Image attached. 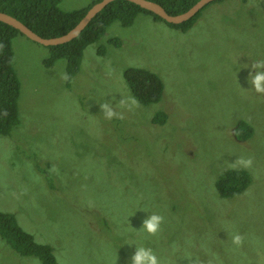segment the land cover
I'll list each match as a JSON object with an SVG mask.
<instances>
[{"label": "rangeland", "instance_id": "obj_1", "mask_svg": "<svg viewBox=\"0 0 264 264\" xmlns=\"http://www.w3.org/2000/svg\"><path fill=\"white\" fill-rule=\"evenodd\" d=\"M182 28L144 12L127 26L112 21L71 76L64 57L46 64L48 46L11 38L18 123L0 134V211L58 264H130L134 247L161 264H264V94L243 68L264 60V0H212ZM127 67L160 78L157 102L133 97ZM231 168L250 182L221 197L215 182ZM146 214L163 218L157 233L143 231ZM0 264L41 263L0 237Z\"/></svg>", "mask_w": 264, "mask_h": 264}, {"label": "trees", "instance_id": "obj_2", "mask_svg": "<svg viewBox=\"0 0 264 264\" xmlns=\"http://www.w3.org/2000/svg\"><path fill=\"white\" fill-rule=\"evenodd\" d=\"M85 7L64 12L57 6L58 0H0V11L7 13L30 28L41 37H55L70 30L95 2ZM158 3L169 15H176L187 10L197 0H150ZM144 12L154 19L164 21L156 14L140 8L126 0H113L107 3L86 26L70 41L51 45L50 57L46 64L55 58L64 57L67 60L68 75H73L80 63L83 49L90 43L98 40L106 27L112 21H119L122 25H130L134 16ZM198 12L195 14L197 15ZM194 15V16H195ZM190 19L177 23H167L169 26H182L186 29L192 21ZM19 33L13 27L0 21V134L9 135L11 129L18 123L17 98L19 81L11 65V38ZM21 34V33H20ZM114 44L118 40L112 39ZM98 52H102L99 48ZM122 77L130 93L141 104L155 103L160 99L163 84L160 78L152 71L127 67ZM166 113L155 112L153 120L164 121ZM242 132V138L250 136V127L243 121L236 124ZM250 175L244 169L231 168L221 173L216 182V189L221 197H230L241 193L249 184ZM0 237L7 241L19 254L38 258L41 264H58L53 248L46 243L36 242L33 235L24 231L11 213L0 211Z\"/></svg>", "mask_w": 264, "mask_h": 264}, {"label": "water", "instance_id": "obj_3", "mask_svg": "<svg viewBox=\"0 0 264 264\" xmlns=\"http://www.w3.org/2000/svg\"><path fill=\"white\" fill-rule=\"evenodd\" d=\"M113 0H99L93 3L81 17V19L66 33L55 37H41L33 32L25 24L19 21L17 18L0 11V21L13 27L19 33L27 37L28 39L37 42L45 46L58 45L73 39L89 22V20L95 16L107 3ZM138 5L140 8L146 9L167 23L177 24L184 22L194 16L205 4L212 0H197L187 10L176 15H169L158 3L150 0H126Z\"/></svg>", "mask_w": 264, "mask_h": 264}, {"label": "clouds", "instance_id": "obj_4", "mask_svg": "<svg viewBox=\"0 0 264 264\" xmlns=\"http://www.w3.org/2000/svg\"><path fill=\"white\" fill-rule=\"evenodd\" d=\"M243 68L248 69L246 83L250 85L251 90L257 94H264V60H257L255 63L246 64ZM101 107L103 108L105 118L110 119L115 115L107 104ZM238 163L243 167H248L251 164V160L241 159ZM162 219L157 214H146L141 227L146 233L150 235L155 234L160 228ZM232 243L238 246L241 243V237L238 234H233ZM130 264H161V262L150 250L142 247H134V252L130 256Z\"/></svg>", "mask_w": 264, "mask_h": 264}]
</instances>
